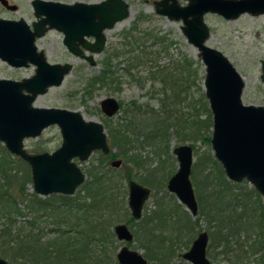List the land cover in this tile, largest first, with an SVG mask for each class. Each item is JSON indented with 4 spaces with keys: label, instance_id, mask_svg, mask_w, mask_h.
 Returning <instances> with one entry per match:
<instances>
[{
    "label": "rangeland",
    "instance_id": "1",
    "mask_svg": "<svg viewBox=\"0 0 264 264\" xmlns=\"http://www.w3.org/2000/svg\"><path fill=\"white\" fill-rule=\"evenodd\" d=\"M48 1L72 4L79 1L95 3L101 0ZM125 1L130 5L129 15L125 20L116 23L113 28L105 30L106 43L103 51L95 55L96 65L94 66H91L81 58L71 55L67 51L62 42L63 35L61 32L50 30L36 40V46L39 50L45 52L48 62L61 64L71 62L73 67L59 86L51 87L45 94L39 95L34 101V105L37 107H56L79 111L86 120L99 121L103 124L107 140L109 139L108 125L111 124L113 127H117L124 123L121 120L124 116L123 111L128 105L130 106L132 101L137 102L141 106V114L148 110L142 118L146 119V123L149 124V131L153 130L152 126L157 123L158 125H163L161 117L166 116L167 111L174 109L177 111L182 109L185 115L190 117L191 121L193 119L205 120L204 118L207 115V111H205L206 107L209 109L203 87L205 66L198 55L199 51L197 48L192 46L182 33L181 21L169 20L166 16L156 14L154 2L158 0ZM31 2L32 0H8L10 5H16L17 9L13 11L6 9L0 3V18L12 20L24 19L28 24H31L36 20ZM179 2L182 5L187 3L186 0H180ZM204 21L209 28V37L206 39L205 44L221 51L243 78L245 85L241 95L242 102L244 104L264 106V82L259 78L261 73L260 61L264 60V15L251 16L249 14H242L237 19L226 20L218 14L206 13L204 15ZM132 29L133 31L126 36L125 34L128 30ZM144 32H150L149 34L155 42H148L142 48L145 50V55L143 56L147 57V61L130 68L127 67V63L117 62L123 56L127 57L130 55L129 53L124 54L130 48L128 45H125L126 41L132 42V37L141 36ZM116 52L121 53L116 57L114 56ZM133 54H136V52ZM109 56H113L110 66L113 73L111 79H107L102 83L97 78L99 79L100 73L104 69V61ZM34 69L32 65L13 68L0 60V79L21 80L22 78L32 76ZM162 78L165 81H162ZM94 79H96V82H94ZM174 80L179 81L177 86L174 85ZM181 82H183V85ZM174 88H178L180 95L177 99L171 100L169 96H171ZM199 93L204 95L203 101L198 100ZM109 96L114 97L122 103L123 109H120L114 117L105 120L106 118L100 110V102ZM192 114H198L197 118H192ZM190 120L186 124L187 128L184 136L181 131L183 128L182 125L169 126L167 140L160 142L159 145L158 143L155 146L144 144L140 147L139 142L142 140V137H139L136 146L134 145L131 151L140 156V165H136L137 163L134 165L128 163L127 167H124L122 162L118 168H114L108 164V167L112 169L110 178H114L112 182L116 187L114 192L117 193L118 186L121 188L117 197L119 208H116L114 211L116 216H114L115 220L112 227L109 228L110 230L113 231L115 224L125 223V219L128 216L131 217L127 204V185L129 181L125 178L127 171L131 173V180L143 184L151 190L149 198L143 207L142 216H146L151 210L155 209V195L158 198L165 194H170L173 196L174 202L182 205V208L189 213L191 222L196 223L190 232L192 233V237L189 235L191 240L189 239V242L186 241V246L180 242L172 243L173 251L168 257H162L161 261L149 259L147 256L148 253L143 246L145 242L136 239L135 230L138 229V226L135 225L136 223L129 224V228L134 233V240L128 246L130 249L140 252L147 260V264H191L182 257V254L190 248L193 239L200 231L206 230L210 233L213 230L212 226L214 223L208 220L209 217L205 213H197L198 215L196 216L191 215L186 207L179 202L177 197L166 188L169 177L178 169V162L172 149L179 144H188L193 147L190 179L196 199L198 196L204 197V202L208 206L212 202V198L214 197L212 194L213 186H209L207 184L208 179L203 178V175L209 173L210 169L212 170L210 173L211 178L216 179L217 177L219 179L220 177L222 179V175H218L217 173L218 167L222 168V166L214 158L210 141L207 143L201 136L198 137L196 135L198 128L202 127L205 130L204 127L199 126L198 123H195L193 126H188V124H191ZM61 140L60 130L54 125L43 130L38 137L26 139L24 146L29 152L50 153L60 146ZM156 146H159V149ZM113 150H116V148ZM100 154L108 156L109 153L104 155L100 151H94L86 161L74 159L84 172L85 180L87 170L98 164ZM214 160L218 163V167L214 164ZM106 165H104V171L108 169ZM223 175L230 182L232 191L239 193L242 191L247 192L250 205L242 208L241 211L237 209V212H241L246 221L254 218L258 221L259 214L261 213L260 209H262L261 206L264 205L262 196L259 194L260 197H258L252 192V188L254 189V187L248 181L233 182L227 178L224 171ZM146 180H151L153 186H149ZM81 185L71 195L72 198L77 193L83 196V191H79ZM29 188L32 191V185H29ZM218 188V185H214V190ZM52 195L58 194L48 196ZM41 197L45 198L47 196ZM58 199L57 197L53 198V200ZM59 203H54L55 205L52 211L39 212L37 215L38 229L45 235L43 240L55 237L59 230L65 228L64 222L67 218L71 222L75 220L74 218L67 217V213H64V209L59 206ZM123 210L125 211L124 213ZM30 217V215L26 214L24 219L27 220ZM99 229L101 233L100 238L101 240H106L107 246L103 248V252L101 249L102 244L101 247L99 245L97 247L96 243L93 244L91 246L93 250L91 253L92 258L89 255L85 260V264H118L115 254L125 243L117 240L114 233L113 237H111L108 228L105 230L103 226H99ZM238 229L240 228L235 230ZM261 230L263 231L258 236V232L242 228L239 235H236L237 239L231 237L224 244H217L219 238H217L218 234H216L211 249L207 251V257L211 260L212 264H230L229 259L231 262L232 260H237V263L261 264V260L264 257L263 225L261 226ZM237 242L244 246L243 249L247 253L242 258L235 256V250H237L235 243ZM251 244L255 246L253 251L250 250ZM224 250H226L225 253L218 254ZM6 260L11 264L8 259ZM17 264L24 263L18 262Z\"/></svg>",
    "mask_w": 264,
    "mask_h": 264
},
{
    "label": "water",
    "instance_id": "2",
    "mask_svg": "<svg viewBox=\"0 0 264 264\" xmlns=\"http://www.w3.org/2000/svg\"><path fill=\"white\" fill-rule=\"evenodd\" d=\"M158 0L155 13L169 20L181 21V31L197 48L205 66L204 95L212 116L210 145L214 158L227 178L233 182L248 181L264 199V106L244 104L242 76L219 50L205 44L209 28L206 13H215L226 20L242 14L264 15V0ZM8 10H16L8 0H0ZM36 20L0 18V60L13 68L34 66V74L21 80L0 79V142L7 151L23 160L30 169L32 191L39 196L62 194L71 196L84 183L85 174L74 159L86 161L94 151L107 155L110 147L102 123L86 120L79 111L56 107H37L34 101L49 88L59 86L72 70V63H50L36 40L49 30L63 34L67 51L77 58L96 65L95 55L106 43L104 31L129 15L125 0H101L95 3L72 4L32 0ZM92 39V40H90ZM260 80L264 82V60L260 61ZM120 104L114 97L100 102L101 112L114 116ZM57 126L61 144L52 152H29L24 146L28 138L38 137L43 130ZM177 171L169 177L166 188L174 194L191 215L196 216L198 203L190 179L193 149L188 144L173 148ZM118 168L120 158L110 161ZM127 204L131 216L139 220L149 198L150 188L134 180L128 181ZM117 239L132 242L133 233L125 223L113 227ZM209 235L200 231L182 257L191 264H211L206 255ZM118 264H147L137 250L123 245L116 253ZM0 264H9L0 257Z\"/></svg>",
    "mask_w": 264,
    "mask_h": 264
},
{
    "label": "trees",
    "instance_id": "3",
    "mask_svg": "<svg viewBox=\"0 0 264 264\" xmlns=\"http://www.w3.org/2000/svg\"><path fill=\"white\" fill-rule=\"evenodd\" d=\"M131 31L133 29L128 30L125 35L128 36ZM149 33L144 32L141 36L132 37V42L126 41L125 45L130 48L124 54L129 53L130 55L123 56L117 62L127 63L128 68L145 63L147 57L143 56L145 50L142 48L148 42L155 43ZM134 52L136 54H133ZM119 53L121 52H116L114 56L117 57ZM140 53L142 54L140 55ZM112 57L109 56L104 61V69L100 73L99 79L97 78L102 83L107 79H111L113 73L110 69ZM124 66L126 65L124 64ZM162 81H165V79L162 78ZM94 82H96V79H94ZM173 82L177 86L179 81L174 80ZM181 84L183 85V82ZM179 93L178 88H174L171 96H169L170 99H177ZM197 98L199 101H203L204 95L199 93ZM205 111H207L205 120L193 119L191 121L182 109L180 111L176 109L169 110L166 116L161 117L163 125L157 123L152 126L153 130L149 131V124L146 123V119L142 118L148 110L141 114V106L132 101L130 106L128 105L123 111L124 116L121 120L124 123L117 127H113L111 124L108 127L105 125L109 129L108 141L111 151L108 156L100 154L98 164L87 170L86 180L79 189L84 194L80 196L77 193L73 198L62 194L42 198L31 191L29 185L32 181L29 166L19 157L11 155L0 142V257L8 259L11 264H17L18 262L24 264H85V260L89 255L92 258L91 253L93 250L91 246L93 244L96 243L97 247L98 245L101 247L102 244L101 249L104 252L103 248L107 245L106 240L100 238L99 226H103L105 230L108 228L111 237H113V231L109 228L112 227L115 220L114 211L119 208L117 197L121 191L118 186L117 193L114 192L116 187L112 182L114 178H110L112 169L108 167L109 160L121 157L124 167H127L128 163L140 165V156L131 151L134 145L136 146L139 137H142L139 142L140 147L144 144L155 146L158 143L159 145L160 142L167 140L169 126L182 125L181 131L184 136L187 128L186 124L189 120L191 124H188V126L198 123L199 126L204 127L205 130L202 127L198 128L196 135L201 136L205 142L209 143L212 128L211 113L207 107ZM191 116L197 118L198 114H192ZM115 148L116 150H113ZM156 148L159 149V146H156ZM213 162L217 166L218 163L215 160ZM105 164L108 168L106 171H104ZM218 168L217 173L222 175V179L220 177L219 179L217 177L216 179L211 178V169L209 173L203 175L204 179H208L207 184L213 186L212 194L214 197L212 202L208 206L204 202V197L198 196L197 198L199 206L197 213H205L209 217L208 220L214 223L213 230L209 233L210 241L207 251L211 249L216 234L219 238L217 244H224L231 237L237 239L236 235H239L242 228L258 232L259 236L263 231L261 226H264V205L261 206L258 221L255 218L246 221L243 214L237 212V209L241 211L242 208L250 205L247 192L232 191L230 182L223 177L222 168ZM130 174L127 171L125 178L130 180ZM150 174L152 175V173ZM146 181H148L149 186H153L151 180ZM214 185H218L219 188L214 190ZM252 190L260 197L255 189L252 188ZM214 191H216L215 194ZM54 197L59 199L53 200ZM156 197L157 195L154 199V210H151L146 216H142L139 221H135L128 216L125 223H136L135 225L138 226V229L135 230L136 239L145 242L143 246L148 253L147 256L149 259L161 261L162 257H168L173 251L174 242H180L186 246V241L191 240L189 235L192 237L190 232L196 223L191 222L189 213L182 208V205L174 202L172 195L165 194L162 197ZM55 202H60L59 206L64 209L65 214L67 213V217L75 220L71 222L66 217L65 228L59 230L55 237L43 240L45 235L38 229L37 215L39 212L52 211ZM26 214L31 216L27 220L24 219ZM237 228L240 229L235 230ZM235 244L238 250H235V256L238 258L244 257L247 254L243 249L244 246L238 242ZM250 246V250L253 251L255 246L253 244ZM225 251L218 254L225 253ZM228 261L230 264H244L237 263V260L231 262L229 259ZM261 264H264V257Z\"/></svg>",
    "mask_w": 264,
    "mask_h": 264
},
{
    "label": "flooded vegetation",
    "instance_id": "4",
    "mask_svg": "<svg viewBox=\"0 0 264 264\" xmlns=\"http://www.w3.org/2000/svg\"><path fill=\"white\" fill-rule=\"evenodd\" d=\"M49 31H50V30H49ZM62 35H63V34H62ZM90 40H92V39H90ZM62 42H63V39H62ZM71 55H72V54H71ZM118 102H119V101H118ZM119 104H120V108H119L118 112H119L120 109L122 108V107H121V106H122V103L119 102ZM118 112H117V113H118ZM117 113H116V114H117ZM102 114H103V113H102ZM116 114H115V115H116ZM103 115H104V114H103ZM115 115H114V116H115ZM114 116H112V117H114ZM104 117H105V118H108V119L111 118V117H107V116H105V115H104ZM102 125H103V124H102ZM103 127H104V126H103ZM172 152H173V149H172ZM175 157H176V156H175ZM113 159H115V158H113ZM120 159H121V158H120ZM121 160H122V159H121ZM110 161H111V160H109V162H110ZM122 162H123V161H122ZM173 174H174V173H173ZM130 180H131V179H130ZM142 185H143V184H142ZM144 186H145V185H144ZM128 208H129V207H128ZM142 211H143V210H142ZM130 215H131V213H130ZM131 217H132V216H131ZM141 217H142V216H141ZM132 218H133V217H132ZM133 219H134V218H133ZM134 220H135V219H134ZM135 221H138V220H135ZM125 224H126V225L128 226V228H129V224H127V223H125ZM129 229H130V228H129ZM130 231L133 233V231H132L131 229H130ZM113 233H114V232H113ZM208 235H209V233H208ZM114 236H115V238L117 239V237H116L115 234H114ZM117 240H118V239H117ZM133 240H134V233H133ZM133 240H132V242H133ZM121 242H124V241H121ZM132 242H128V243H125V242H124V243H125V245L128 246V244H130V243H132ZM208 242H209V241H208ZM128 247H129V246H128ZM115 255H116V254H115ZM206 255H207V251H206ZM208 259H209V258H208ZM209 260H210V259H209ZM116 261H117V260H116ZM210 261H211V260H210ZM117 263H118V262H117ZM211 264H212V262H211Z\"/></svg>",
    "mask_w": 264,
    "mask_h": 264
},
{
    "label": "bare ground",
    "instance_id": "5",
    "mask_svg": "<svg viewBox=\"0 0 264 264\" xmlns=\"http://www.w3.org/2000/svg\"><path fill=\"white\" fill-rule=\"evenodd\" d=\"M168 19V18H167ZM182 23V22H181ZM31 25V24H30ZM104 33H105V31H104ZM39 50V49H38ZM45 53V52H44ZM105 130V129H104ZM110 151H111V148H110ZM110 153V152H109Z\"/></svg>",
    "mask_w": 264,
    "mask_h": 264
}]
</instances>
